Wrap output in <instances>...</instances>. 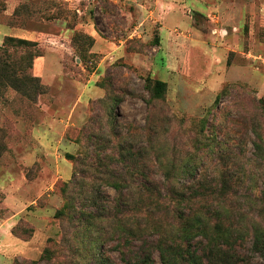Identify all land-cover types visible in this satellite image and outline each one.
Wrapping results in <instances>:
<instances>
[{
	"label": "rangeland",
	"instance_id": "obj_1",
	"mask_svg": "<svg viewBox=\"0 0 264 264\" xmlns=\"http://www.w3.org/2000/svg\"><path fill=\"white\" fill-rule=\"evenodd\" d=\"M7 36L39 44L43 57L29 73L47 92L31 102L0 89V264L37 263L65 238L54 264L70 260L79 237L56 218L61 188L74 177L67 155L117 143L113 132L127 133V125L144 132L151 112L172 121L161 125L157 163L193 158L189 138L207 118L217 144L197 173L207 169L215 179L219 153L237 171L246 168L257 180L263 174L251 123L248 134L244 126L255 112L247 108L264 96V0H0V46ZM26 53L12 51L14 59ZM149 79L167 83L162 103ZM226 87L249 94L233 92L216 108ZM107 97L112 101L101 104ZM105 250L118 258L113 245ZM243 252L250 264H264L251 244ZM90 260L83 255L80 264Z\"/></svg>",
	"mask_w": 264,
	"mask_h": 264
},
{
	"label": "trees",
	"instance_id": "obj_2",
	"mask_svg": "<svg viewBox=\"0 0 264 264\" xmlns=\"http://www.w3.org/2000/svg\"><path fill=\"white\" fill-rule=\"evenodd\" d=\"M38 47L31 40L5 37L0 46V89H12L31 102L46 94L41 78L29 73L33 61L43 57ZM21 50L27 53L14 59L12 51ZM147 84L154 100L162 103L167 83L149 79ZM233 92L249 94L226 87L216 100V108ZM106 101L112 99L107 97L100 103ZM250 110L255 112L244 126V134L251 123L254 162L264 163V96L254 100L252 108H247ZM154 115L151 112L142 133L127 125V133L113 132L117 143H95L86 155H67L74 162V177L61 188L65 202L56 218L73 225L79 240L69 250L70 260L60 264H80L83 255L91 259L86 264H250L243 252L249 244L254 253L264 256V164L259 163L263 174L257 180L255 173L246 168L237 171L218 153L215 179L209 178L207 169L197 173L204 169L203 161L217 144L207 118L198 121L196 136L189 138L193 158L157 163L161 157L159 140L165 131L161 125H171L172 121L167 114L160 118ZM92 121L82 129L81 137ZM93 139L97 141L95 136ZM136 141L148 147L136 146ZM218 145L223 148L226 144ZM155 171L162 174V180L155 179ZM62 242L69 244L70 239ZM63 245L47 249L34 264H54ZM112 245L118 258L107 255L105 249Z\"/></svg>",
	"mask_w": 264,
	"mask_h": 264
}]
</instances>
